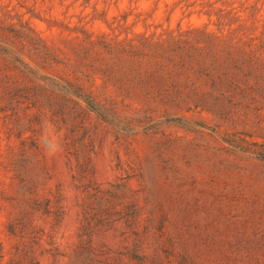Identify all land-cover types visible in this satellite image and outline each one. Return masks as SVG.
I'll return each mask as SVG.
<instances>
[{"label":"rangeland","instance_id":"obj_1","mask_svg":"<svg viewBox=\"0 0 264 264\" xmlns=\"http://www.w3.org/2000/svg\"><path fill=\"white\" fill-rule=\"evenodd\" d=\"M0 245L264 264V0H0Z\"/></svg>","mask_w":264,"mask_h":264},{"label":"trees","instance_id":"obj_2","mask_svg":"<svg viewBox=\"0 0 264 264\" xmlns=\"http://www.w3.org/2000/svg\"><path fill=\"white\" fill-rule=\"evenodd\" d=\"M15 227H18V231L20 232V233H26L27 232V230H28V227H29V225H28V223L26 222V221H23V222H19V223H17L16 224V226H14V229L13 230H11V232L14 234L15 233ZM1 251H2V249H1V245H0V258L2 257V255H1Z\"/></svg>","mask_w":264,"mask_h":264}]
</instances>
